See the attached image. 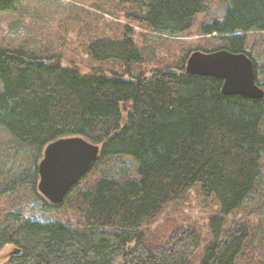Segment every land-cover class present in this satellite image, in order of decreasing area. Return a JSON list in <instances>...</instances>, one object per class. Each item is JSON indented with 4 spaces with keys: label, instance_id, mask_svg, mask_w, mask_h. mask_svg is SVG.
Wrapping results in <instances>:
<instances>
[{
    "label": "trees",
    "instance_id": "obj_1",
    "mask_svg": "<svg viewBox=\"0 0 264 264\" xmlns=\"http://www.w3.org/2000/svg\"><path fill=\"white\" fill-rule=\"evenodd\" d=\"M19 1L0 0V13L16 10ZM112 1L133 9L131 21L171 37L189 31L209 8L208 0ZM219 1L226 2L224 14L204 23L201 33L217 37V48L248 56L264 93L258 62L246 47L248 32H264V0ZM87 52L96 61L120 62L124 73H83L62 66L58 56L0 48V129L14 156L27 154L31 161L0 182V199L13 204L0 212V251L13 247L5 264H194L193 230L173 232L151 249L142 226L195 184L220 207L210 218L212 240L198 264H237L250 229H223L226 217L262 184L264 94L224 95L222 80L185 72L189 54L175 69L134 74L144 55L128 28L119 39L93 40ZM72 136L98 145L99 154L62 203L53 205L38 192V162L49 143ZM125 157L136 163V177L124 172ZM113 160L123 165L118 178L109 171ZM92 171L99 176L80 187ZM65 205L75 223L51 218Z\"/></svg>",
    "mask_w": 264,
    "mask_h": 264
},
{
    "label": "rangeland",
    "instance_id": "obj_2",
    "mask_svg": "<svg viewBox=\"0 0 264 264\" xmlns=\"http://www.w3.org/2000/svg\"><path fill=\"white\" fill-rule=\"evenodd\" d=\"M208 3L209 8L196 15L189 31L171 37L153 33L131 21L129 15L133 9L112 0H20L16 10L0 13V48L13 50L23 47L42 58L58 56L62 66L76 67L83 73L99 70L102 74L111 76L124 73L123 65L114 60H94L87 54L88 45L95 39H119L128 28L136 46L144 55L143 62L133 67V73L149 76L159 68L175 69L187 54L190 56L193 52L201 51L195 49H207L208 52L221 50L217 48L219 39L203 35L201 26L214 18H221L226 2L208 0ZM246 37L247 50L259 65L257 81L263 82L264 32L250 31ZM9 139V135L0 129L1 183L18 174L31 162L27 154L14 156ZM122 159L126 164L124 172L136 177V163L133 159ZM120 166L123 167L118 160L110 162L108 167L112 177H120ZM98 168L102 169L100 165ZM99 174L100 171L90 172L81 181L80 187L91 183ZM261 183L255 194L245 200L240 209L226 217L223 233L230 232L237 224L247 225L250 229L248 246H245L247 248L237 258V264H264V234L258 230L264 229V208L258 209L264 204V176ZM24 194L23 191L18 192V195ZM12 205V200L8 197L1 198L0 212L9 210ZM72 212L65 205L52 214L51 218L75 223L76 217ZM218 214L220 207L216 197L212 195L206 198L199 185L195 184L179 199L169 203L158 216L144 223L142 229L146 234L145 245L151 249L163 246L173 232L191 229L198 241H195L189 252L190 261L198 264L203 256L204 246L212 240L210 218ZM11 252L13 247L10 245L1 249L0 264H5Z\"/></svg>",
    "mask_w": 264,
    "mask_h": 264
},
{
    "label": "water",
    "instance_id": "obj_3",
    "mask_svg": "<svg viewBox=\"0 0 264 264\" xmlns=\"http://www.w3.org/2000/svg\"><path fill=\"white\" fill-rule=\"evenodd\" d=\"M187 74L210 76L223 81L222 93L250 99L263 97L256 83L253 61L243 53L221 49L196 51L188 56ZM100 147L82 137L72 136L49 143L38 163V192L53 205L61 204L65 196L89 171L97 159Z\"/></svg>",
    "mask_w": 264,
    "mask_h": 264
}]
</instances>
